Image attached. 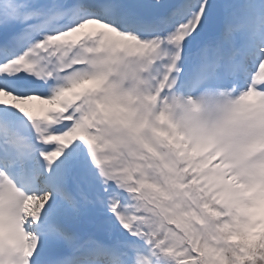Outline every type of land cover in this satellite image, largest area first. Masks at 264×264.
<instances>
[{"label": "snow or ice", "instance_id": "obj_1", "mask_svg": "<svg viewBox=\"0 0 264 264\" xmlns=\"http://www.w3.org/2000/svg\"><path fill=\"white\" fill-rule=\"evenodd\" d=\"M0 264H264V0H0Z\"/></svg>", "mask_w": 264, "mask_h": 264}]
</instances>
